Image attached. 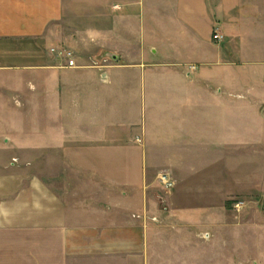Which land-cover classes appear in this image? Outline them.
I'll return each mask as SVG.
<instances>
[{"label": "crops", "instance_id": "0c3cea01", "mask_svg": "<svg viewBox=\"0 0 264 264\" xmlns=\"http://www.w3.org/2000/svg\"><path fill=\"white\" fill-rule=\"evenodd\" d=\"M199 3L0 0V170L30 160L26 218L32 230L45 218L46 264H166L164 246L197 234L160 232L152 216L192 228L223 221L233 198L264 199L263 2L250 26L248 8ZM99 51L116 57L105 70ZM40 158L55 161L43 204ZM164 170L174 186L160 210L151 191ZM22 182L1 181L11 193ZM183 253L167 263L192 264Z\"/></svg>", "mask_w": 264, "mask_h": 264}, {"label": "rangeland", "instance_id": "374dc122", "mask_svg": "<svg viewBox=\"0 0 264 264\" xmlns=\"http://www.w3.org/2000/svg\"><path fill=\"white\" fill-rule=\"evenodd\" d=\"M230 1L232 8L234 6L236 7V12H239L240 9L244 10L248 8L246 13L248 15L246 26L253 25V16L255 14L254 6L255 3L261 0ZM262 2V11L264 13V0ZM199 6L203 7L202 0H200ZM206 7H209V3L206 4ZM256 23L259 27H262L264 25V17ZM109 54L110 51H99L94 57L96 62L92 64L105 70L107 65L112 63V58ZM4 130L6 131L4 133L10 135V137H14L17 133V130L13 128ZM22 133L29 136L30 128L22 129ZM26 162L27 167L25 166ZM29 162V159H24V157L17 159L14 156L7 160V166H22V168L26 167L27 170L24 172H6L0 170V264H46L48 239L45 218L42 222L39 221V228L33 230L28 227L29 221L27 219L29 218H26L27 216L29 217V202L31 199L29 193L28 195L24 194V190L27 187L26 180L28 179L29 181L31 177ZM54 163V160L49 161L47 158H40L38 160L40 204L45 203V196L43 194L46 192L47 167L53 166ZM162 172L159 173L158 182H156L151 191L159 202L158 207L160 210L165 209L166 202L163 198L173 188L165 187L161 176L166 171L164 170ZM170 177L174 182L172 175ZM10 178L23 179L20 185L11 187L15 190L13 193L9 192L10 190L6 188L4 189L1 183V181ZM237 203H242V205L237 207ZM25 204H28V206H25ZM43 208L45 209V207H41L40 205L39 213ZM226 209L228 214L224 217L223 221L209 224L200 222L192 228L174 227V225L166 227L163 225L164 222L162 219L152 216L151 221L159 226L157 229L160 232L168 229V232L178 234L181 233L182 229H188L193 234H197L196 238L190 239V233L185 237L188 239L183 238L186 243H190L187 246L182 245L181 247L177 246V244L169 248L164 246L162 249V253L164 254L161 255V259L163 260L165 258L166 264H168L167 260L171 258L185 257L183 251H186L188 253L187 257L191 258L192 264H264V199L259 200V198H256L247 200L240 197L233 198L228 202ZM134 217L141 218L137 215H134ZM35 230L38 231L35 232ZM182 236L180 234L178 235V237ZM170 241L173 242V239ZM155 257L160 258L159 255ZM155 264L165 263L163 261H157Z\"/></svg>", "mask_w": 264, "mask_h": 264}, {"label": "built area", "instance_id": "2783aa9c", "mask_svg": "<svg viewBox=\"0 0 264 264\" xmlns=\"http://www.w3.org/2000/svg\"><path fill=\"white\" fill-rule=\"evenodd\" d=\"M213 39L215 42H222L225 39V36L220 30L215 29L213 33ZM51 51L59 58L66 60V63L64 64L65 67L67 68L77 67L75 54L72 50L66 48H52ZM195 69L196 66H190V70H195ZM161 180L163 181L165 187L167 188H171L174 186L173 180L171 179L170 175L167 173L162 174ZM240 205H242V203L236 204L237 207H239Z\"/></svg>", "mask_w": 264, "mask_h": 264}, {"label": "water", "instance_id": "95a60500", "mask_svg": "<svg viewBox=\"0 0 264 264\" xmlns=\"http://www.w3.org/2000/svg\"><path fill=\"white\" fill-rule=\"evenodd\" d=\"M109 55L111 56V58L116 59V57L114 55H112V54H109Z\"/></svg>", "mask_w": 264, "mask_h": 264}]
</instances>
